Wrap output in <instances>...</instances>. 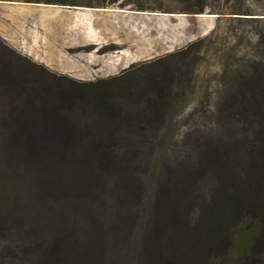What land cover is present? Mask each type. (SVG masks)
<instances>
[{"label": "rangeland", "instance_id": "obj_1", "mask_svg": "<svg viewBox=\"0 0 264 264\" xmlns=\"http://www.w3.org/2000/svg\"><path fill=\"white\" fill-rule=\"evenodd\" d=\"M144 4L153 13L150 36L142 35L146 44L150 37L151 54L111 82L62 90V97L72 107L62 112L79 117L67 127L74 138L70 144L80 143L79 133H84L89 119L97 120V110L84 107L86 98L91 105L104 104L103 109L117 107L121 115L142 113L144 119L138 125L144 137L120 141L136 144L132 147H141L149 155L146 160L126 157L127 169L132 168L140 180L132 179L119 193L120 205L114 214H106L107 221L114 223L111 235L117 234L121 240L109 245L110 264H147L146 258L142 260L147 254L145 244L131 241L132 235L142 240L145 234L147 243L152 242L159 230V212L165 210L161 202L171 206L176 190L185 188L186 198L192 201L190 192L197 183L217 187V180L210 177L221 174L219 181H225L232 173L224 160L245 156L244 138L259 134V122L245 131L242 120L259 110L264 0H144ZM167 12L174 14L164 15ZM33 64L0 39V264H60L66 255L70 260L63 264H83L80 250L76 254L72 247L68 253L61 245L68 236L71 243L76 241L85 214L76 210L63 218L60 211L64 210L57 208L63 195H52L82 148L69 145L63 149L64 171L53 167L51 172L59 156L44 152L51 142L45 138L48 126L57 127L45 122L42 113L57 111L54 100L68 84L42 74ZM87 89L93 95L86 94ZM106 127L97 124L96 132L104 133L101 130ZM26 136L33 139L26 141ZM157 172L165 174L157 203L154 201L158 210L143 215L152 207L147 203L157 197L144 180L150 184ZM180 176H185L183 184ZM114 181L111 176L100 185L105 196L114 189ZM182 203L183 197L176 203L179 210ZM250 216L253 219L247 218L245 224L239 219L229 221L228 239L215 237L210 250L213 264H260L259 211ZM241 226L247 229L245 235H235ZM95 227L98 232V225ZM164 231L161 225L166 234ZM187 264L207 263L191 259Z\"/></svg>", "mask_w": 264, "mask_h": 264}, {"label": "trees", "instance_id": "obj_2", "mask_svg": "<svg viewBox=\"0 0 264 264\" xmlns=\"http://www.w3.org/2000/svg\"><path fill=\"white\" fill-rule=\"evenodd\" d=\"M262 16L264 17V15ZM260 20L264 23V18ZM33 65L39 68L42 74L56 79L55 81L58 83L68 84L61 88V91L59 90V97L54 100L59 105L57 111H50L48 114L42 113L46 117L45 122L48 121L57 127L48 126L49 129L45 135V138L51 142L44 146L46 148L44 152L48 153L50 150L48 155L59 156V159L55 160V164L53 162L51 172L53 167L58 171H64L66 166L62 153L65 147L72 145L82 148L80 157L71 162L69 169H65L68 171L60 176L59 188L52 192L54 196L63 195L59 206L56 205L57 208L62 207L64 210L63 212L60 211L63 218H67L65 214L70 215L71 212L76 214V210L85 214L78 224L79 229L82 230L75 237L76 241L71 243L69 236L66 237L68 240H63L61 249L64 247L70 253L72 247H75L76 254L77 250H80L83 264H110L112 256L109 245H114L116 241L120 242L121 240L116 236L117 234L111 235L110 232L114 223L107 221L109 220L107 215L114 214V210L120 205L119 193L122 192V189L129 187L132 179L140 180L139 176L136 177L133 173L132 168L128 167L127 169L126 157L139 159L145 157L146 160L149 155V152H144L140 149L141 147H132L136 144H123L120 141L144 137L143 134H140L142 130L138 128V125L144 122L142 113L129 112L121 115L119 111L115 110L117 107L111 106V108L103 109L104 104L94 103L91 105L88 102L89 98H86L87 101L82 103L84 107L97 110L95 113L97 120L89 119L88 126L83 130L84 133H79L80 138L77 141L80 143L70 144L74 138H71L73 134L67 127L76 122L77 119L79 120V117L76 119L74 115H67L62 112L65 107L72 109L65 101L66 99L62 97V90L86 88L93 84L111 82L117 77L107 82L78 83L65 77L53 75L44 68ZM84 91L89 96L93 95L90 89ZM89 105L91 106L89 107ZM60 120L65 121V123H59ZM242 121L246 125L245 131L247 127L252 130V126L259 122V134L256 132L252 137L248 135V138L247 136L244 138L245 156H236L234 159L224 160L223 163H226L229 172L232 174L221 182L219 181L221 174L218 175V178L211 176V181L217 180L218 182L217 187L214 188H206L209 186L206 183H197L190 192L192 201L186 198L188 193L185 188L180 191L176 190L172 203H170L171 206H166L164 202H161L162 209L165 210L162 213L159 212V230L156 235L154 234L155 237L152 242L150 240L147 243V237L144 239L145 234L142 236V240L136 234L132 235L131 241L145 244L144 249L147 254L142 257V260L146 258L147 264H187L191 259L206 260L207 264H213L212 251L210 250L213 249L215 237L224 236L225 239H228L231 228L228 224L232 218L239 219L241 224H245L253 219L250 214L258 211L259 263L264 264V31L259 33V110L248 113ZM97 124H106L108 127L101 130L104 133L98 134L96 132ZM26 137V141L33 139L32 136ZM141 164L142 161L139 160L137 165L140 166ZM157 173L150 184L149 181L144 180V184L149 185L148 188L157 197L148 200L147 205L150 204L152 207L144 210L143 215H146L149 210L155 208L158 210L155 200L159 197L165 174ZM111 176L116 181H114V185L112 184L114 189L109 192L108 196H105L106 192L100 185ZM179 178L183 184L185 176ZM209 184L211 186L210 181ZM60 189L61 191H59ZM12 190L16 192L15 185ZM150 197L152 198V196ZM180 197H183L182 205L184 207L179 210L176 203L180 201ZM234 207L237 208L233 209ZM242 213L246 214V217H242V220L246 219L244 221L241 220ZM53 219L54 221L58 220L56 216H53ZM96 224L100 234L99 231H94L97 228L95 227ZM161 225L162 230L166 229L164 231L166 234L161 232ZM147 226L148 224H146ZM246 231L247 229L241 226L234 234L245 235ZM54 245L57 247V241L54 242ZM69 260V256L66 255L63 261L60 259V264Z\"/></svg>", "mask_w": 264, "mask_h": 264}, {"label": "crops", "instance_id": "obj_3", "mask_svg": "<svg viewBox=\"0 0 264 264\" xmlns=\"http://www.w3.org/2000/svg\"><path fill=\"white\" fill-rule=\"evenodd\" d=\"M152 17L144 0H0V39L53 75L107 82L151 54Z\"/></svg>", "mask_w": 264, "mask_h": 264}, {"label": "bare ground", "instance_id": "obj_4", "mask_svg": "<svg viewBox=\"0 0 264 264\" xmlns=\"http://www.w3.org/2000/svg\"><path fill=\"white\" fill-rule=\"evenodd\" d=\"M157 15V14H156ZM134 16V15H133ZM155 16V15H154ZM160 17V16H159ZM212 17V16H211ZM135 18H136V16H135ZM156 18V17H155ZM201 18V17H200ZM205 18V17H204ZM158 19V18H157ZM203 19V18H202ZM166 20V19H165ZM205 20V19H204ZM143 23V22H142ZM148 36V35H147ZM137 39V38H136ZM130 40V39H129ZM147 40V39H146ZM132 41V40H131ZM140 41V40H139ZM148 41V40H147ZM132 42H134V41H132ZM142 42V41H141ZM145 42V41H144ZM137 44V43H136ZM150 45V44H149ZM144 46V45H143ZM149 47V46H148ZM147 48V47H146ZM144 53V52H143ZM129 54V53H128ZM144 55V54H143ZM140 57V56H139ZM141 57H142V55H141ZM131 58H132V56H131ZM135 59V58H134ZM133 59V60H134ZM131 61H132V59H131ZM136 62V61H135ZM132 65V64H131Z\"/></svg>", "mask_w": 264, "mask_h": 264}]
</instances>
